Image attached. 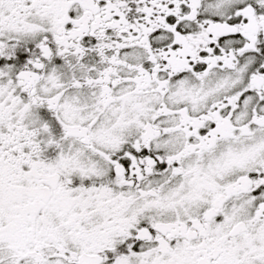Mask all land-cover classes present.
<instances>
[{"label": "snow or ice", "instance_id": "6c2138e0", "mask_svg": "<svg viewBox=\"0 0 264 264\" xmlns=\"http://www.w3.org/2000/svg\"><path fill=\"white\" fill-rule=\"evenodd\" d=\"M0 264H264V0H0Z\"/></svg>", "mask_w": 264, "mask_h": 264}]
</instances>
